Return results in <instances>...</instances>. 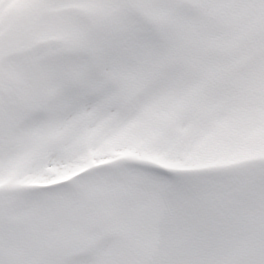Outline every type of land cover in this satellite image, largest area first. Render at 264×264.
I'll use <instances>...</instances> for the list:
<instances>
[{
  "label": "snow or ice",
  "instance_id": "6c2138e0",
  "mask_svg": "<svg viewBox=\"0 0 264 264\" xmlns=\"http://www.w3.org/2000/svg\"><path fill=\"white\" fill-rule=\"evenodd\" d=\"M0 264H264V0H0Z\"/></svg>",
  "mask_w": 264,
  "mask_h": 264
}]
</instances>
